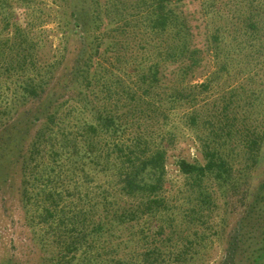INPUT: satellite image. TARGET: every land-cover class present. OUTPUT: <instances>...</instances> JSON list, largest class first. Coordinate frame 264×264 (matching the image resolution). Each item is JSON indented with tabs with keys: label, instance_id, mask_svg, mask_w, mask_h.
<instances>
[{
	"label": "trees",
	"instance_id": "1",
	"mask_svg": "<svg viewBox=\"0 0 264 264\" xmlns=\"http://www.w3.org/2000/svg\"><path fill=\"white\" fill-rule=\"evenodd\" d=\"M109 1L111 5L105 10L103 6ZM126 1L58 3L61 13L67 14L65 37L85 26L83 38H92L94 33L97 41L116 37L117 32L125 39L131 36L127 29L139 30V49L147 60L136 56L121 60L116 52V47L121 49L118 41L112 42V61L105 59L108 67L133 77L132 85L103 65L94 64L93 59L99 58L97 51L70 72L77 75L75 82L84 95L86 88L100 82L112 111L102 104L91 108L83 101L72 104L75 98L71 90L78 85L64 90L67 95L59 103L60 98L52 92L50 98L45 88L48 84L42 83L48 70L20 79V84L7 92L9 101L0 95L6 99L0 119L8 116L15 125L20 122L17 115L23 106H35L49 96L42 108L35 106L38 110L33 119L21 128H5L0 137V150L6 149L4 162L11 163L14 157L22 161L21 196L28 207L29 226L37 229L41 247L51 254L45 264H194L205 253L203 243L215 235L206 228L208 216L203 214L213 213L215 195L225 197L227 192H236L240 184L250 195L241 205L238 228L228 256L220 264H264V178L251 182V189L246 186L262 153L264 129L241 112V117L237 116L230 84L222 78L229 76L233 51H247L263 65L264 29L254 20L252 0H201L208 16H229L224 22L228 29L218 26L206 34L205 49L196 42L182 10L184 0ZM12 4L13 0H0V9L9 12L7 25ZM101 11L116 21L110 30L101 28ZM222 31L230 34V50H223ZM23 41L27 45L18 48L29 52L32 47ZM86 51L82 49L74 57H82ZM205 53H210L215 70L203 73L201 83H193L197 71L206 66ZM239 58L236 66L241 72L245 64ZM27 61L26 56L16 53L13 61L0 65V75L31 69ZM64 61L59 60L56 66ZM130 62L134 70H128ZM161 65L170 72L166 84ZM94 66L99 72L91 76L89 70ZM120 81L119 93L113 86ZM211 93L221 95L213 97ZM173 118L196 135L203 163L177 162L183 186L172 200L165 189V144L174 138L167 133ZM241 152L248 159L244 167L236 165Z\"/></svg>",
	"mask_w": 264,
	"mask_h": 264
},
{
	"label": "rangeland",
	"instance_id": "2",
	"mask_svg": "<svg viewBox=\"0 0 264 264\" xmlns=\"http://www.w3.org/2000/svg\"><path fill=\"white\" fill-rule=\"evenodd\" d=\"M89 1L86 0L87 3ZM133 1L128 0L126 3L129 4ZM62 2L63 0H30L28 2L25 0H13V11L8 17L9 26L5 20L9 12L0 9V65H3L6 61H13L16 53L21 54V56H26L28 60L27 64H31L29 67L31 69H23L24 72L10 76L0 75V95L9 98L10 92L20 84V79L24 81L27 75H43L48 70L50 73L43 78L42 83L48 84L45 88L49 92L50 98H52V92L60 98L57 101L59 103L67 95L64 90L70 89L72 85L73 87L78 85L79 88L71 90L72 96L75 98L72 104L83 101L87 103L88 108L92 106L100 107L101 104L103 107H107L106 101L104 100L107 95L103 85L101 84L100 86V82H96L91 87L86 88L87 94L84 95L80 90L82 87L78 82H75L77 75L73 76L70 72H73V67L76 68L78 64L79 66L82 65L88 57L89 59L90 57L93 58V56L99 53V58L93 59L94 64L103 65L107 70L117 73L116 78L123 77L125 78L126 84L132 85V82L135 81L133 77L127 78L123 75L122 71H119V73L115 67H108L109 64L106 63L105 59L109 58L108 60L110 62L112 61V42L118 41L120 42L121 49L119 51V47H116V52H119V56L122 58L121 60L133 56H136V59L142 61L147 60L148 57L144 56L143 52L139 49V45L141 44L140 39H142L140 32L137 29L134 30L131 28L127 29L131 31V36L128 38L124 39L117 32L115 33L116 37H103L100 39L101 41H97L94 38V33L92 34V38H83V31L87 27L85 26L83 28L79 27L73 34L65 37L67 28L65 29L63 24L67 18V14L61 13L58 7V3ZM183 3L185 5L182 7V10L185 16L188 17V22L192 27L193 33L196 35V42L202 49L206 48V34H209L212 28L216 29L218 26H222L224 29H228L224 22L229 19V16H208L202 9L200 4L201 0H184ZM110 5L109 1L106 7H103L107 10L106 8ZM250 7H252L253 13L256 16L254 20L259 22L258 25L263 26L264 29V0H252ZM224 10H227V8ZM105 14L104 11H101V28L110 30L116 21L115 19H109V16L105 17ZM59 22L60 25L58 26ZM222 32L225 36V38L222 36L223 41H225L223 50H230V34L226 31ZM23 39H26L28 46L32 47L29 52H22L18 48L19 46L25 47L27 45ZM82 49H87L86 53L82 57H74ZM244 54L248 57L242 58ZM232 56L231 67L228 69L229 76L224 78L223 75L222 78L225 80L226 85L230 84V94L237 104V107H235L237 116L241 117V112L245 117L250 118L251 122L256 123L257 126L264 129V56L262 59L263 65H258L257 61L253 60V56H250L247 51L245 53L243 51L241 54L233 51ZM204 57L207 60L206 66L199 69V72L197 71L193 83H201L204 80L202 76H204L206 71L209 73L215 70L210 53L209 55L205 53ZM238 57H240L238 60H242L243 64H245L241 72L236 66V58ZM64 58V64L57 67L56 63L59 60L63 61ZM16 61L17 59L14 60V63ZM128 68V70H134V65L130 62ZM162 68L163 66L161 65L160 69L164 76L163 83L166 84V80L170 78V72L169 69ZM119 69H122V65H119ZM81 70L84 69L82 68ZM89 71L91 76H96L99 72V70H95V66ZM81 73L86 74V71H82ZM17 75L21 78H17ZM249 76L252 79H248ZM120 84L121 81L118 85L114 84L113 86L118 92L120 91ZM56 85L62 89L58 90ZM162 88H165V85ZM216 88L217 86H214L213 90ZM232 88H236V90L232 92ZM91 89L94 90V94L91 93ZM252 94L254 97H252ZM218 95L220 96L221 93H211L213 97ZM49 96L46 95L35 106L39 109L42 108L41 104H46L49 101ZM113 97L116 98L117 96L113 95ZM247 102H250L249 106ZM5 103L6 99L0 96V114L5 111ZM35 106L26 104L19 110L17 116L20 122L18 125H15V120L8 119V116H6L7 120H4L2 117L0 119V137L4 135L5 128H9V130H12L14 127L21 128L26 122L33 119L35 111L38 110ZM108 108L112 111L114 107L109 105ZM17 116H13V118ZM261 121L263 122V126ZM7 122H9L8 126ZM3 124H6V126L2 127ZM167 129L169 130L167 133L174 134V138L165 144L167 151L165 162V189L166 194L173 200V197L177 195L179 189L183 186V176L178 170L177 162L179 160H185L189 163H203V160L200 145L196 140V135L192 131L183 128L176 118L170 121ZM22 141L24 140L22 139ZM17 152L18 150L15 156ZM0 153L3 155L0 157V264H45V259L51 257V254L41 247L37 239V235L39 234L37 229L32 227V225L29 226L27 220L28 213L26 211L28 207L23 202L21 196L22 161L17 162L14 157L11 163H5L3 157L6 155V149L0 150ZM240 155L236 165L244 167L248 159L243 156L242 152ZM256 166V169L249 172L248 175L246 186L249 189H251V182L253 183L255 179L264 178V146L261 156L256 162ZM69 188L72 192L71 184ZM244 188L246 187L240 184L236 192H227L225 197L220 193L215 195L214 203L211 206L213 213L203 214L204 216H208L206 217L208 222L206 228H208L210 234L215 235L211 241L203 243L205 253L194 264H220L225 261L224 259L228 256L227 250L230 249V242L235 236L238 221L242 215L241 205L248 200L246 196L249 198L250 195L249 191ZM29 214L31 213L29 212ZM181 228L185 229L184 225Z\"/></svg>",
	"mask_w": 264,
	"mask_h": 264
}]
</instances>
